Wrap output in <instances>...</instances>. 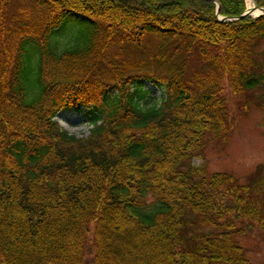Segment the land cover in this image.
Instances as JSON below:
<instances>
[{"label":"trees","instance_id":"1","mask_svg":"<svg viewBox=\"0 0 264 264\" xmlns=\"http://www.w3.org/2000/svg\"><path fill=\"white\" fill-rule=\"evenodd\" d=\"M226 83L264 109V16L0 0V264H253L240 237L264 236V164L241 181L192 163L232 129Z\"/></svg>","mask_w":264,"mask_h":264},{"label":"rangeland","instance_id":"2","mask_svg":"<svg viewBox=\"0 0 264 264\" xmlns=\"http://www.w3.org/2000/svg\"><path fill=\"white\" fill-rule=\"evenodd\" d=\"M247 7H250L249 0ZM262 93L261 90L238 96L226 83L225 94L234 115L232 129L225 140L208 141L201 155L193 158V164L205 163L210 173H232L241 181L264 164V109L259 101ZM244 102H249V105ZM56 119L78 136L90 132L91 126L86 123L83 113L61 111ZM240 241L247 248L253 264H264V236L258 230L241 236Z\"/></svg>","mask_w":264,"mask_h":264},{"label":"water","instance_id":"3","mask_svg":"<svg viewBox=\"0 0 264 264\" xmlns=\"http://www.w3.org/2000/svg\"><path fill=\"white\" fill-rule=\"evenodd\" d=\"M217 3L218 5V17L221 21L226 22V21H233V20H239L248 16H253V17H262L264 16V7H260L254 3L252 7H247V9L237 17H226V16H221L219 14L220 11V3L218 0H211ZM254 2V0H252Z\"/></svg>","mask_w":264,"mask_h":264},{"label":"bare ground","instance_id":"4","mask_svg":"<svg viewBox=\"0 0 264 264\" xmlns=\"http://www.w3.org/2000/svg\"><path fill=\"white\" fill-rule=\"evenodd\" d=\"M252 5H253V1L249 0V6L252 7Z\"/></svg>","mask_w":264,"mask_h":264}]
</instances>
